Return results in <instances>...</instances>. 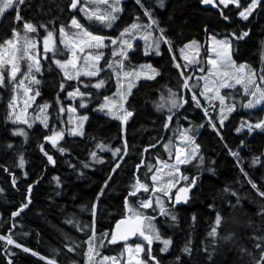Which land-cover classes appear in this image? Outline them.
<instances>
[{
  "label": "trees",
  "instance_id": "16d2710c",
  "mask_svg": "<svg viewBox=\"0 0 264 264\" xmlns=\"http://www.w3.org/2000/svg\"><path fill=\"white\" fill-rule=\"evenodd\" d=\"M248 1L238 0L227 7L218 3L219 11L204 6L202 0H120L121 11L110 28L87 20L80 10L83 0L75 9L71 0H24L1 15L0 44L17 39L14 31L23 37L25 22L37 29L28 33L39 46L34 105H47L49 119L44 126L21 124L13 117L10 104L29 63L27 59L19 61L15 80L9 76L11 65L4 66L0 84V264H101L103 257L122 261L125 243L109 241L119 219L136 218L129 208L154 218L150 223L164 235L161 240L153 239L151 245L141 236L130 242L142 240L144 251L139 257L145 264H264V197L259 195L264 192V128L249 131L242 127L247 115L260 116L262 109L247 111L237 105L220 118L215 107L207 121L199 108L206 104L204 90L200 78L193 76L197 67L201 68L198 75L207 70L206 39L211 33L229 38L233 61L245 63L264 90V0H258L244 19L240 12ZM146 11L158 27H144L149 24ZM17 15L22 20L18 21ZM73 18L94 35L106 37V47L91 49L95 55L103 52L97 61L101 72L95 76L81 74L68 79L56 63L69 56L60 29L72 36L77 31ZM134 22L141 27L123 37L130 48L107 39H116ZM160 28L165 30L168 47ZM149 30L162 44L160 55L143 54L141 37ZM48 32L53 33L63 54L49 55L47 51L44 59L41 41ZM191 41L201 44L198 62L192 65L181 56ZM19 44L23 45L22 39ZM91 50L78 52L75 68L94 62L88 65L83 59ZM128 57L134 65L150 60L156 74L139 80L134 87L137 75H124L132 65ZM144 71L147 67L138 74ZM101 80L104 84L95 87ZM77 90L83 95L76 94ZM161 95L176 98L178 105L159 107ZM105 97L110 98L113 109H101ZM53 113L63 115L61 128L59 120L53 123ZM183 132L190 138L185 152L188 162L176 165L180 177L176 187H185L187 192L177 203V198L154 195L149 179L157 158L172 161ZM191 145L195 146L194 155ZM137 179L150 190L140 189L131 196ZM149 198L160 203L142 208L141 202ZM161 206L167 215L161 213ZM217 214L222 218L219 226ZM214 227L217 232L211 236ZM9 238L13 243H8ZM164 239L171 240L167 251L161 250ZM185 247L189 251H184Z\"/></svg>",
  "mask_w": 264,
  "mask_h": 264
},
{
  "label": "rangeland",
  "instance_id": "374dc122",
  "mask_svg": "<svg viewBox=\"0 0 264 264\" xmlns=\"http://www.w3.org/2000/svg\"><path fill=\"white\" fill-rule=\"evenodd\" d=\"M250 1L251 2L248 1L249 5L252 3V0H250ZM217 2L219 3V0H217ZM217 2L215 1L214 4L218 7ZM229 4H231V3H229ZM232 4H237V3H232ZM249 5L246 8H244L243 11L246 10L249 7ZM0 17H1V15H0ZM150 23H151V21L149 22V24ZM152 27H154V25H152ZM149 33H150V35H149ZM145 36L148 37L147 40L144 39ZM68 37L70 38L72 36H68ZM141 40H142L141 46L143 49V54L145 56H150V55H152V53L154 55H160L161 54L162 44L160 42L159 46L158 47L156 46L155 41L157 40V37L154 35V33L151 30H149L148 33H145L141 37ZM31 41L35 44V48L30 49V55L33 56L34 59L31 61L28 60V63L35 64L39 58V46H38V42L36 40H31ZM41 42H42L41 45H44V47H45L44 38ZM193 42H195V43H193ZM224 42H227V43H224ZM206 44H207L206 63H207L209 57L216 59V55L213 52V49H216L217 51H226L231 58L232 64L226 68H220L219 72H216V70L213 69V66L207 63L206 72L203 74H200V75H198V72L201 70V68L200 67L196 68V72L193 73V76H194V79L196 77L200 78L201 85H202V88L204 90L203 96L206 100V104H200V105L201 106L207 105L204 107V109L210 105L211 111L209 113H211L215 107L218 108V112H220L219 113L220 118H224L225 116L232 113L237 105L240 106L241 108H244L245 110L263 109L260 116H256L254 114L246 116V118H245L246 121L243 125H245L244 128H247V129H248V127L246 125L251 124L254 126L255 124L264 120V101H261L258 104L255 103L256 100L259 99V96H260V91H258V89L262 90V88L260 87V85H259L257 79L255 78V75L252 72V70L245 63L237 64L233 61V59L231 57V44H230L229 39L226 36L219 37V36H215V35L209 33V34H207ZM185 46H187V47H184L182 49L183 50V54L181 53L182 58L184 56H187L188 59L186 61H189L190 64L191 63L196 64L198 62V58H199V55L201 53V44L198 41H191V42L187 43ZM49 48H50V50H48L49 55H54L56 52L63 54L62 50L60 48V45H58L57 41L55 40L54 35L52 37V41H50V43H49ZM64 48H65V46H64ZM65 49H68V48H65ZM45 52H47V51L44 48V59L46 58ZM68 52H69V56H68L69 58L67 60L66 59L65 60H63V59L62 60H56V61H60L61 64L65 65V67H61L60 64H57L61 68V70L63 71L64 74L67 72L68 75H70L73 78V77L80 76L79 74H83V73H86L87 71L93 70V68H91L90 66L86 67L85 65H82V64H80L77 68L74 69L71 64L67 63V61L73 60L72 52L69 49H68ZM89 52H91L92 56L95 55L92 50ZM89 52L87 53V55L89 54ZM77 56H78V53H77ZM76 60H78V58ZM128 60L130 62H132L131 69L128 71L129 73H133V72L138 73L139 70L147 67V71H144L140 75L138 74L137 77L135 78V86L134 87L137 86V82L139 80L151 78L156 74V68L153 66V64L150 60H144L142 62H139L137 65L133 64V60H131L130 57H128ZM91 61L92 60L88 61V65ZM93 63L96 65V68L100 69L97 61H94ZM217 64H219V61H217ZM149 65L151 67H148ZM241 65L244 66L242 69L240 67ZM39 69H40V66H39ZM153 69L155 71H153ZM209 69H212L211 73L209 72ZM38 72L35 70V67H33L31 73L28 75H25V77L23 79L25 87L20 88L17 85L16 95L14 96L15 100L14 99L12 100V105H13L12 106V115L21 124H28L29 122H35V123H39V124L46 126L48 123L47 119H49V116L47 113H45V109H46L44 107L45 105H42V106H35L34 105L36 93L34 92L33 85H35V83L33 82L32 78L34 77L35 80H37L36 74ZM100 72H101V69L98 71V73H100ZM225 72L228 73L227 76L223 75V73H225ZM26 73H28V69H27ZM237 79H239L241 81V83L237 84L236 83ZM225 81L228 84H232L234 86L233 87H221V84ZM249 81H251V83H249ZM129 85H131V84L129 83ZM25 88L30 89V91L27 93V95L25 94ZM246 88H247V91H245ZM217 90H219L218 93H217ZM131 91H132V89L130 87V92ZM252 92H256V96H253L251 94ZM239 96L241 99H240V101H238L236 103L235 101L238 100ZM220 97L224 98V104L220 103ZM173 100H175V102H176L175 106H173V103H172ZM250 100L253 101V104H254V106L251 108L246 107V105L248 104V102ZM108 103H109L108 108L113 109L114 107H113L112 101L109 100ZM168 103H170L172 105L171 109H173L174 107H176L178 105V101L176 98H168V97H165L163 95H161L159 97V104H160L159 107H161L163 109H167L170 106V104H168ZM229 108H232V110L229 111L228 110ZM53 109H54V104H53ZM205 111H207V110H205ZM18 117H19V119H17ZM62 119H63L62 114H60L58 117H56L55 114L53 113V123L55 121L59 120V123H58L59 128H61V126L63 125ZM24 121H27V123H25ZM75 129H77V128H75ZM187 135H188V133H185V132L181 133V136H180L181 144H179L180 146L177 145L175 147L174 154L172 157V161H165V160L159 159V158L156 159V168L153 171V173L150 175V179H149L150 184H151V190L153 188L157 189V191H155V192L152 191L154 193V195H158V196L163 197L164 199L168 198L171 200L172 197L177 198V195L180 193L179 190L181 188H185L182 186L178 187V188L176 187L177 183L180 180V177L176 173V171H177L176 152H177V150L183 151L182 152L183 154L181 155V159L186 158V153H185L186 148L181 147V146H183L184 144L186 146L189 145L188 143L190 140L186 139ZM194 147H195L194 145H191L190 149L194 151ZM164 163H167L168 165H175V167L165 168ZM158 168L162 169L163 171L161 173L156 172V169H158ZM153 175L161 176L163 183H161L160 181L153 182L152 181ZM169 182L171 184H174L175 187L170 188ZM159 189H164V191H159ZM171 190H175V193H172ZM165 193H167V194H165ZM184 195H185V193H184ZM155 204H156V201L152 200V205H155ZM122 219H125V218H122ZM119 220H121V219H119ZM148 223H149V221L146 219L145 223H144L145 224L144 231L148 232L151 235H154L153 232L149 231V229L147 227ZM163 236L164 235L161 234V237H163ZM138 244L142 246V240H139V242L135 245L124 246L126 257L122 261L120 259L116 258L115 264H138V262H139V264H144L139 259V253L140 252L136 251V246ZM127 249H131L132 251L129 252ZM110 258H115V257H110ZM103 264H113V260L109 259L107 261H103Z\"/></svg>",
  "mask_w": 264,
  "mask_h": 264
},
{
  "label": "snow or ice",
  "instance_id": "6c2138e0",
  "mask_svg": "<svg viewBox=\"0 0 264 264\" xmlns=\"http://www.w3.org/2000/svg\"><path fill=\"white\" fill-rule=\"evenodd\" d=\"M24 0H0V15H2L3 13H5L6 10L13 8L14 6L23 3ZM140 0H137V3H139ZM214 0H202V3L204 4H213ZM81 3V0H71V7L73 9L77 8V6ZM120 3V0H83V6L81 7V11L84 12L85 17L87 18L88 21H96L101 25H104L106 27H112L113 22L118 18L116 13H118L119 11H121V9L118 7ZM229 3H238V0H219V4L224 5L225 7H227V5ZM258 0H252V3L249 5V7L240 12V16L243 17L244 19L248 18V14L252 11V9L257 5ZM145 15L149 16V19L151 21L150 24L144 25L145 28H151L152 25H157L158 27V22L153 20L151 18V14L148 13L147 11L145 12ZM16 19L22 20V17H20L19 15L16 16ZM225 19H227V17H225ZM72 26L74 28L77 29V31L75 33L72 34V37H68V34L65 32V30L63 28L60 29V33L61 36L64 37V39L61 40V43L64 44L65 48H68L73 55V60H69L67 61L68 64H71L73 67L76 66V59L78 58L77 53H84L85 49H102L104 47H106L105 45V39L106 37L102 36V35H94L92 31H89V29L87 27H85L84 25H82L77 19L73 18V20L71 21ZM24 29L26 30L24 33L23 37H20V33L15 32L13 33L14 37H17V39L13 40V39H8L6 41H4L3 44H0V84H3L4 82V73L2 71V69L4 68V66L6 65H11V71L9 73V76L11 79L15 80L16 78V74L20 71V67H19V61L23 60V59H27L29 61L33 60V56L30 55V49L35 48V44L29 39L28 37V33L29 32H36L37 29L34 25H32L31 23L25 22L23 25ZM43 27V25L41 26ZM141 27L140 24L134 22L132 23L129 27H126L121 33L120 36L117 37L116 39H111V38H107L110 39L111 44L115 45L117 44V41L120 42V44L123 45H127V47H131V44L128 43L126 40H123V37L126 34L131 33L133 30H138ZM160 33H161V39H163V33H164V29L160 28L159 29ZM150 35V33H149ZM244 35H247V33H244ZM52 37H53V33L52 32H48L47 36L44 38V44H45V50L48 51L50 50L49 48V43L50 41H52ZM20 39L23 40V45L20 46L19 41ZM145 40L148 39L147 36L144 37ZM167 42V41H165ZM160 43V40L157 39L155 41L156 46L158 47ZM195 43V42H193ZM227 43V42H224ZM187 47V46H185ZM213 52L216 55V59H213L212 57L208 58L207 63L213 66V69L216 70V72H219L220 68H226L228 66H230L232 64L231 62V58L229 56V54L226 51H217L216 49H213ZM181 53L183 54V50H181ZM124 53L121 52V55H123ZM113 55L115 56L116 53L113 52ZM103 57V52H99L98 55L92 56L91 52H89L88 55L84 56L83 59L85 61V63L87 64L89 60L92 61H99L101 58ZM185 60L188 59L187 56L183 57ZM217 61H219V64H217ZM57 64H60L61 67H65L64 64H61L60 61H56ZM91 68H93L92 71H88L85 73V75H89V76H95L98 74V71L100 69L96 68V65L93 63L91 65H89ZM35 67V70L38 72L39 69V64L38 61L35 64L29 63L28 64V73H25V75H28L31 73L32 68ZM109 68L112 67V65H108ZM121 67H123V65L121 64ZM143 67V66H142ZM148 67H151L150 65ZM177 67H180L179 64H177ZM241 69L244 67L243 65L240 66ZM203 70V69H202ZM153 71H155L153 69ZM209 72H212V69H209ZM138 75V73H129V72H125L124 75L126 77L128 76H132V75ZM65 75L68 77V79H72V77L70 75H68V73L66 72ZM224 76H227L228 73L225 72L223 73ZM33 82L34 83H39V81L35 80V78L33 77ZM262 79H264V77H262ZM236 83H241V81L239 79L236 80ZM249 83H251V81H249ZM104 84V81L101 80L99 83H97L95 85V87L100 88L102 85ZM234 85L232 84H228L226 81L223 82L221 84V87H233ZM18 87L20 88H24V80L21 79L19 81ZM131 85L129 86V90H130ZM185 87H188L187 81H185ZM30 91V89L25 88V94L27 95V93ZM245 91H247V88L245 89ZM260 91V96L259 99L256 100L255 103H260L261 101H264V90H259ZM219 92V90H217V93ZM38 94V93H37ZM74 93H69V95H73ZM76 94H80L83 95L82 93H79L77 90ZM253 96H256V92H252L251 93ZM203 95V93H202ZM15 100V97L13 98ZM109 97H105V103L103 105H101V109L103 110L104 108H108L109 107ZM193 99H195V96L193 97ZM173 106H175L176 102L175 100L172 101ZM220 103L224 104V98L220 97ZM13 105L10 104V107H12ZM83 106V105H82ZM253 101H249L248 104L246 105V107H253ZM45 108L47 107V105L44 106ZM229 111L232 110V108L228 109ZM109 111H111V109H109ZM114 114V113H113ZM129 115H131V113H129ZM19 119V117L17 118ZM86 119V118H85ZM169 120H171V117L169 116L168 118ZM25 123H27V121H24ZM222 123V121H221ZM245 125L242 124V127H244ZM249 129V131H251L253 128H264V120L260 121L259 123L255 124L254 126L251 124L246 125ZM237 132L241 131V128H237L236 129ZM20 134H24L22 131ZM57 135H62V134H57ZM46 139H52V138H46ZM189 139L190 138H186ZM53 144H55V140L53 139ZM196 148L198 149L199 146L197 145ZM61 151H63V149H61ZM120 150L117 149L116 152H119ZM195 154V150L193 152V155ZM115 155V153H114ZM233 155H238V153H233ZM93 156H95V153H93ZM48 159L51 161L52 158L49 156ZM176 160H177V164H182V163H187V159H181V154L179 152V150H177L176 152ZM254 163L258 162V158L257 160L253 161ZM21 166H23V158H21ZM118 167V165H117ZM164 167L165 168H171V167H175V165H168L167 163H164ZM115 171V169L113 170ZM151 171V169H150ZM163 170L162 169H156V172L161 173ZM246 175V174H245ZM185 179H187L185 177ZM152 181L156 182V181H160L161 183H163L162 177L158 176V175H153L152 176ZM250 183H252L251 181H249ZM169 187H175L174 184H171L169 182ZM253 188H257L256 184H252ZM133 188L135 189V191L131 192L130 195L131 196H135L136 195V191H139L140 189H143V191L148 192L150 189L147 185L142 184L139 182V180L137 179V183L133 185ZM153 192L157 191V189L153 188L152 189ZM159 191H164V189H159ZM180 192L186 193L187 189L186 188H181L179 190ZM257 191L259 192V189H257ZM167 194V193H165ZM259 195L264 197V192H259ZM180 196L177 195V200L179 201ZM156 203H160V201L157 199ZM26 206V205H25ZM142 208H150L152 207V199L149 198V200L141 202L140 205ZM130 212H134L135 215V221H132L131 217H129L126 220H121L117 223L116 225V229L119 231L121 230L122 226L124 227V231L120 232L119 235H117V233H112V238L109 241V243H116L118 240H124L127 241L129 236H136L137 234L141 237H143L144 240H146L148 242L149 245H151L153 239L155 240H161V236L159 235V233L156 231L155 226L153 224L150 223V221L154 218H146L140 215L139 212H135L133 209L129 208ZM160 211L162 214L167 215L168 213L166 212V210L163 208V206H161ZM18 213H13V215H17ZM148 220L149 223L147 225L149 231L153 232L154 235L153 236H148L145 235V231H144V221ZM173 220H175V216L172 217ZM194 219V218H193ZM222 218L219 214H217L216 217V225L219 226L221 224ZM217 232V228L214 227L212 229V231L209 233V235L211 236H215ZM2 238V237H0ZM91 237H90V241H91ZM227 239V237H226ZM8 243H13V241L9 238L8 239ZM164 247L163 249H161L162 251H167L169 245L171 244V240L169 239H164L162 241ZM19 246V245H18ZM257 247H260V245H257ZM25 251H28V249H24ZM129 252H131V249H127ZM89 251L91 252V246L89 248ZM136 251L137 252H142L144 251L143 247L141 245H137L136 246ZM184 251H189V249L187 247H185ZM35 254V253H34ZM97 255H99L97 253ZM109 259L113 260V264H115V259L116 258H109V257H103V260L101 261V264H103V261H107ZM152 260H155V257H151ZM89 260H92V257L89 256ZM261 261H264V256L261 257ZM49 264H55L54 261H49ZM139 264V262H138ZM156 264H159V262L157 261Z\"/></svg>",
  "mask_w": 264,
  "mask_h": 264
},
{
  "label": "water",
  "instance_id": "95a60500",
  "mask_svg": "<svg viewBox=\"0 0 264 264\" xmlns=\"http://www.w3.org/2000/svg\"><path fill=\"white\" fill-rule=\"evenodd\" d=\"M204 5L207 6V7H208V6H214L213 4H204ZM179 196H180V198H182V196H183V192H180V193H179ZM180 200H181V199H179V201H180ZM177 201H178V200H177ZM179 201H178V202H179ZM121 220H125V219H121ZM121 220H118V221L115 223L112 233L115 232V233H117V235H119L120 232L124 231V227H125V226H122L121 230H119V231L116 229V225H117V223H118L119 221H121ZM132 221H135V219H133ZM131 238H132V236H129L128 239H127V241H129ZM118 241L125 242L124 240H118Z\"/></svg>",
  "mask_w": 264,
  "mask_h": 264
},
{
  "label": "bare ground",
  "instance_id": "6f19581e",
  "mask_svg": "<svg viewBox=\"0 0 264 264\" xmlns=\"http://www.w3.org/2000/svg\"><path fill=\"white\" fill-rule=\"evenodd\" d=\"M181 150H182V149H181ZM179 152H180V154L182 155V152H183V151H179Z\"/></svg>",
  "mask_w": 264,
  "mask_h": 264
}]
</instances>
